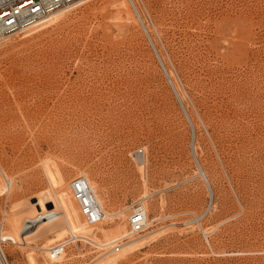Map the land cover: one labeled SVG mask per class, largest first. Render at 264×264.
Instances as JSON below:
<instances>
[{
  "label": "rangeland",
  "instance_id": "obj_1",
  "mask_svg": "<svg viewBox=\"0 0 264 264\" xmlns=\"http://www.w3.org/2000/svg\"><path fill=\"white\" fill-rule=\"evenodd\" d=\"M136 2L157 49L129 0H90L0 44V160L14 183L0 233L12 203L41 192L82 208L70 183L84 177L112 214L93 224L101 240L129 229L144 195L151 223L110 263L67 232L58 264H264V0ZM0 243L8 264H29L30 248Z\"/></svg>",
  "mask_w": 264,
  "mask_h": 264
},
{
  "label": "bare ground",
  "instance_id": "obj_2",
  "mask_svg": "<svg viewBox=\"0 0 264 264\" xmlns=\"http://www.w3.org/2000/svg\"><path fill=\"white\" fill-rule=\"evenodd\" d=\"M89 1L90 0H80L74 3V5H72L70 8L60 9L54 12L49 17H47L45 20L40 22L34 28L22 33L24 34L23 36H28L37 31L44 29L45 27L49 26L53 22L60 19L64 14H66V12L70 11L74 7L87 3ZM129 2L132 5V7L137 11L136 13L138 14V19L142 23L144 32L149 36L150 40L155 45L154 47H156L157 49V46L155 42L153 41V38L149 32V28L147 27L146 21L144 20V18L141 16L139 12L138 3L136 2V0H129ZM127 4L128 3H126L125 1L121 2V6L123 7H126ZM127 18L131 20H136L133 17L129 16V13H128ZM158 54L161 60L164 61L161 54L159 52ZM168 73L169 75H172L171 72H168ZM173 86L175 88L174 90L176 92L178 100L180 104L184 107L183 108L184 112L189 118V121L191 122L193 129H194V124H193L194 122L185 104L186 100L184 98V94L179 91L178 86L174 82H173ZM192 152L196 159V163L198 166V173L203 177V179L207 182L208 186L210 187L207 174L204 168L202 167V165L200 164L199 159L197 158L195 146L192 147ZM48 161L44 164L46 165L45 167H46V173L49 176L48 178H50V181L54 185L57 183H60V180L62 178L60 176L61 173L52 169L51 166L52 165L53 167L55 166L53 162H51L52 159L49 162V163H52V165H50ZM3 166L4 165H2V162L0 160V194L8 193L10 195L14 183L12 182L13 180L8 178V175L6 173L7 171L4 170ZM62 180H61V183H62ZM87 182L89 183V181ZM89 187L91 188V190L93 191L96 197L97 191L95 190L94 186L89 185ZM51 192L52 191L49 190L48 192L47 191L41 192L37 196H34V197L31 196L32 200L28 201V203L30 204V207H26L22 201L12 203V205L10 206L9 213H8L9 214L8 215V229L6 232L3 229L4 220H2L1 222L0 240H8L9 242H11L12 244H14L15 246L19 248H24V247L30 248L26 253V258L29 264H58L57 262H61L64 258H66L68 256L66 253V249H67V245L70 239L69 240H61V239L67 234V232H70V234L72 235L71 237H73L72 239L79 238L85 241L87 240L95 244L98 247V249L105 250L103 253L101 252V254L98 255L99 256L98 258L101 260H105L106 263L116 261L120 258L121 254L115 253L116 251H119L120 248H123L124 251L123 250L122 251L125 253L129 249L133 248L137 242L142 240V238H144V237H138V238L136 237V238L129 239L130 237L133 236V235H130V232H129L130 227L129 229H127L124 223H120L114 232H109V231L102 229L104 240H101L97 235L99 227L96 225L94 226L93 224L92 226L88 225V221L84 222L82 220L81 215L83 213L80 215L82 208L75 207L73 203L71 202V200H69V197L64 194L65 192L63 193L59 192V194L58 193L54 194V192L53 193ZM71 192L77 204L81 207L79 200H77V198L74 196L72 188H71ZM210 193L212 197L213 191L211 190ZM146 198H147V195L142 196V198L138 200L139 202H137L136 204H140L144 206V208L146 209V217H147L146 226H148L151 223V220L149 217L148 209L145 206ZM97 201L102 207L103 217L104 216L112 217V214H109L103 209V206H102L103 202L100 199H97ZM135 205H133L132 207L131 214L133 213L135 209ZM210 207H208L207 210H210ZM119 213L121 214L122 210ZM131 214L128 217V222H129ZM204 233L206 235L209 234L206 231H204ZM51 234H53V236L49 238L48 235H51ZM44 236L46 237L48 236V237L43 242L42 246L36 245L35 242L38 239L43 238ZM120 239L122 240L120 241ZM124 239H129V240L122 243ZM58 240H61L59 242L62 244H66V246L64 247V250L59 257L53 258L51 255V248L52 246H54L55 244H58L59 242L51 246L50 244ZM120 244L122 247L119 246V250H116V246ZM6 255L0 243V264H8Z\"/></svg>",
  "mask_w": 264,
  "mask_h": 264
},
{
  "label": "built area",
  "instance_id": "obj_3",
  "mask_svg": "<svg viewBox=\"0 0 264 264\" xmlns=\"http://www.w3.org/2000/svg\"><path fill=\"white\" fill-rule=\"evenodd\" d=\"M78 1L80 0H0V44L12 36L34 28L54 12L70 8ZM70 186L74 196L81 204L88 223L97 224L101 222L103 220L102 207L86 179L78 177L71 181ZM146 223V209L144 206L136 204L129 219L130 235L143 232ZM65 246L66 244L60 242L52 246V257H59ZM119 246H116V250H119Z\"/></svg>",
  "mask_w": 264,
  "mask_h": 264
},
{
  "label": "water",
  "instance_id": "obj_4",
  "mask_svg": "<svg viewBox=\"0 0 264 264\" xmlns=\"http://www.w3.org/2000/svg\"><path fill=\"white\" fill-rule=\"evenodd\" d=\"M51 206V205H50Z\"/></svg>",
  "mask_w": 264,
  "mask_h": 264
}]
</instances>
